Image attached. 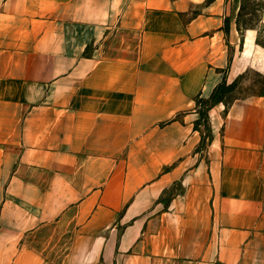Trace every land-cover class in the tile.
Returning a JSON list of instances; mask_svg holds the SVG:
<instances>
[{"label":"crops","instance_id":"1","mask_svg":"<svg viewBox=\"0 0 264 264\" xmlns=\"http://www.w3.org/2000/svg\"><path fill=\"white\" fill-rule=\"evenodd\" d=\"M241 4L0 0V264H264V93L197 125Z\"/></svg>","mask_w":264,"mask_h":264},{"label":"rangeland","instance_id":"2","mask_svg":"<svg viewBox=\"0 0 264 264\" xmlns=\"http://www.w3.org/2000/svg\"><path fill=\"white\" fill-rule=\"evenodd\" d=\"M239 30L242 34L247 33L245 43L247 46H255L256 50L264 51V0H242L239 13ZM251 38V39H250ZM264 93V73L256 69H247L230 83L220 84L210 101H196L198 112L197 125L201 132L199 147L214 141L210 132V120L208 110L210 105L219 101L225 108L234 101L255 93ZM174 189H179L174 186Z\"/></svg>","mask_w":264,"mask_h":264}]
</instances>
